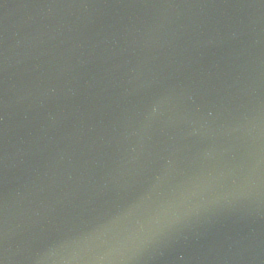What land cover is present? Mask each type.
Returning a JSON list of instances; mask_svg holds the SVG:
<instances>
[{"label":"water","instance_id":"1","mask_svg":"<svg viewBox=\"0 0 264 264\" xmlns=\"http://www.w3.org/2000/svg\"><path fill=\"white\" fill-rule=\"evenodd\" d=\"M0 264H264V0H0Z\"/></svg>","mask_w":264,"mask_h":264}]
</instances>
